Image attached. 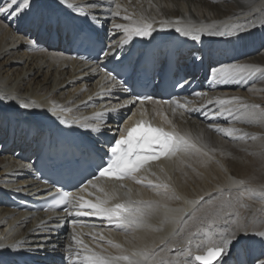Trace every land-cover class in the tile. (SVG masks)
Listing matches in <instances>:
<instances>
[{"label": "bare ground", "instance_id": "bare-ground-1", "mask_svg": "<svg viewBox=\"0 0 264 264\" xmlns=\"http://www.w3.org/2000/svg\"><path fill=\"white\" fill-rule=\"evenodd\" d=\"M73 2L79 3V0ZM115 3L121 6L118 9L120 17L107 23L106 29L111 28L113 23H130L121 18L124 16H131L133 21L144 18L157 24L160 20L180 19L183 23L214 22L218 26L246 24V21L250 20L257 28L247 40L229 42L227 38H205L203 47L209 53L211 62L209 71L211 67L221 63L251 64L264 68V27L260 26L264 24V0H115ZM103 7H112L113 11H117L111 0ZM37 8L59 11L55 0H37ZM25 31L26 26L20 25L18 28L16 22L0 15V93L16 94L18 98L26 102H35L43 108L51 107L53 104L58 110L71 108L72 111L67 113L70 119L91 118L94 113L129 100L121 89L111 88L110 83L104 79V72L99 69L94 72L92 65L78 63L66 53V40L58 39L57 46L54 39L45 40L40 45L32 47L28 45ZM111 35L102 31L100 37L105 43H109ZM120 35L122 33H117L115 38L119 39ZM176 35L172 33L170 39ZM191 47L192 44L188 42L187 48L178 53L179 65L185 63L184 55ZM209 71L207 76L205 72L200 76V79L206 81L205 86L199 90L204 95H184L176 100L181 104L187 103L188 109H196L207 104L210 99L237 97L244 103L259 105L264 109V77L250 78L247 82L213 84L208 78ZM174 107V104L152 100L142 106L131 103L121 108L118 113L108 112L105 120L112 131L108 132L103 140L109 141L112 137L117 139L125 128L140 119L151 121L155 119L159 124L171 128L172 125L166 122L165 117L181 134L190 133L192 137L202 135L208 148L215 149L214 152H210L213 159L207 164L187 156L183 157L185 163H181L180 157L177 156L152 163L137 174L138 177L152 180L154 183H170L178 199L165 200L156 189L147 186L146 182L141 184L130 178L121 184L126 187L114 186L110 181H103L94 183L97 187L88 185L85 190L78 191L74 196L95 201L97 196H104L100 188L109 193L115 188L116 196L109 204L122 202L130 196L133 200L167 203L171 209H185L191 207L188 202L211 193L215 203L230 200L231 206L228 207L226 204L225 210L238 212L241 216L247 217L249 223H255L259 227L264 223V198L261 196V193H264V154H261V146L264 145V124L225 120L224 117L210 120L203 109L190 112L176 108L173 112ZM43 116L45 114L35 117L34 121L38 123H33L32 126L21 125L16 129L14 136L10 134L6 139H0V243L12 244L23 240L31 243L41 238V230L46 231V225L57 222L56 217L62 218L61 223L71 219L66 213L50 211L27 213L13 210L6 205L10 198L30 200L47 193L45 189H50L48 185L31 176L37 174L33 161L38 153L37 144L41 142L35 134V128L40 125L45 128L44 120H41ZM209 123L221 128L241 129L255 135L257 139L234 140L221 132L209 129ZM239 134L242 133L237 135ZM20 150L29 156L27 161H21L16 157ZM30 152L33 154L29 155ZM29 164L32 167H26ZM239 180H244L255 193L252 196L246 194L243 199L237 200L238 192L234 181ZM218 192L220 194L216 195ZM182 215L183 212L180 211L172 212L165 220L161 211L152 218L151 229L135 233L112 227L102 218L78 217L75 226L65 223L57 239L61 253L67 257V264H87L82 259L83 256L90 254L85 251V246L96 252L118 255L121 250L116 248L115 244H120L128 250L145 245L162 247L158 258L174 259V249L172 251L169 249H172L173 245L182 246L187 233L194 232L195 226L199 223V219L191 220L184 232L176 234L178 228L184 227L179 223V217ZM200 215V212L196 213L197 218ZM223 227L221 224V228ZM156 228L161 230L156 231ZM74 234H79L83 245H76L72 241ZM101 234L104 239H100ZM204 238V233L199 234L198 239ZM109 240L113 243L109 244ZM162 241H168L167 247L162 245ZM196 242L197 238H194L193 251H196ZM68 244L72 245L70 252L65 251V245ZM34 264H43V258L37 257ZM58 264L64 262L58 258Z\"/></svg>", "mask_w": 264, "mask_h": 264}, {"label": "snow or ice", "instance_id": "snow-or-ice-1", "mask_svg": "<svg viewBox=\"0 0 264 264\" xmlns=\"http://www.w3.org/2000/svg\"><path fill=\"white\" fill-rule=\"evenodd\" d=\"M55 3L59 11L38 9L37 0H0V15L16 22L18 28L20 25L26 26L25 36L28 45L32 47L52 39L67 40L71 45L99 43L101 46L96 54L97 60L113 63L111 70L105 67L104 79L110 83L111 88H119L129 95L134 91V86L129 81L134 79L136 73L155 74L157 64H162L161 71L171 70L169 61L176 55V51L165 50L163 46L169 42L171 33L177 34L175 39L181 42V47L184 43L192 44L184 55L186 61L184 74L178 76L173 85L184 89L195 79L194 72L189 69L203 64L208 59L209 54L203 47L205 38L219 37L227 38L229 42H239L251 38L253 30L257 28V25L250 20L246 21V24L218 26L214 22L183 23L180 19L160 20L157 24L144 18L133 21L131 16H124L121 18L130 23H113L111 28L106 29L107 23L120 17L118 9L121 6L116 4L115 0H111V3L117 11H113L112 7H103L108 0H79V3L73 0H55ZM260 26L264 27V24ZM102 31L112 34L109 36V43L101 39ZM117 33H122L119 39L115 38ZM157 39L163 43L154 46L151 51L135 52L137 40L148 46ZM129 68L133 75H126ZM93 71L95 72L96 68H93ZM258 77H264V68L251 64L221 63L210 68L208 78L213 84H227L232 81L247 82L250 78ZM193 95L201 96L204 93L194 91ZM152 99V96L135 97V100L140 102ZM131 103L133 100H125L123 103L113 105L110 109L94 113L91 118L70 119L67 113L72 111L71 108L65 107L58 110L55 104L43 108L35 102H26L18 98L16 94L3 92L0 93V139H6L10 134L14 136L16 129L23 124L32 126L33 123H38L34 121V118L45 114L49 122V131L54 132V137L45 136L43 125L35 128L36 136L41 142L47 140L49 150L56 151L58 155L63 153L66 156L72 148L79 149L82 154L86 153L89 158L98 155L99 163L93 162L94 168L91 173L93 179L111 178L123 181L125 178H130L137 183L146 182L147 186L156 189L165 200L178 199L170 183H154L152 180L138 177L137 174L149 162L160 160L162 157L179 156L180 162L185 163L183 157L187 156L207 164L213 159L210 152H214L215 149L208 148L202 135L192 137L190 133L181 134L176 130L175 125L167 120V117H165L166 122L172 125L170 129L155 126L150 121L141 119L133 126L125 128L114 142L108 144L103 138L112 129L107 126L105 116L108 112L118 113L121 108ZM166 103L175 105L173 112L176 108H183L190 112L203 109L210 120L224 117L225 120L264 124V109H261L259 105L244 103L237 97L210 99L207 104L196 109H188L187 103L181 104L176 99L170 98ZM208 127L238 141L257 139L255 135H250L241 129L221 128L212 123H209ZM238 133L242 134L237 135ZM70 136L85 137L88 143L70 140ZM261 154H264V145L261 146ZM26 167L30 168L32 165L29 164ZM93 179L82 182L79 185L81 190H85L88 185L97 187ZM47 183L49 181L45 180V184ZM57 184L59 181L53 182L54 194L51 189H45V191L49 192L51 206L61 208L71 219L61 223L62 218L56 217L57 222L46 225L47 230H41V238L31 243L27 240L12 244L0 243V264H34L37 257L43 258V264H58V258L59 261L67 264V257L61 253L57 239L65 223L75 226L78 217H97L106 220L112 227L135 233L139 230L151 229L152 218L161 211L165 220L172 212H183V215L179 217V223L184 227L178 228L176 234L184 232L189 221L199 219L195 231L187 233L184 244L180 247L173 245V248L169 249V251L174 249V259L158 258V253L163 250L162 247L145 245L128 250L120 244L114 245L121 250L118 255L96 252L85 246V251L90 254L83 256L82 259L87 264H264V223L257 227L255 223H249L248 218L241 216L238 212L232 213L225 210L226 204L228 207L231 206L230 200L217 204L214 202L213 195L208 193L197 200L188 202L191 207L185 209H171L167 203L133 200L130 196L122 202L109 204V201L116 196L115 188L110 193L100 188L104 196H97L93 201L82 196H74L72 191L66 190V186L57 187ZM234 184L237 186V200L243 199L246 194L252 196L255 193V190L244 180L234 181ZM121 187L126 186L121 185ZM219 194V192L216 193V195ZM261 196L264 198V193H261ZM197 212L201 213L199 218L196 216ZM221 224L224 225L223 228ZM201 233L205 234L204 239H198ZM194 238H197L196 251H193ZM71 239L76 245L84 244L79 234H74ZM100 239H104L102 234ZM108 243L113 242L109 240ZM167 244L168 241H162L164 247H167ZM71 249V244L65 245V251L70 252ZM79 255L78 251L77 256Z\"/></svg>", "mask_w": 264, "mask_h": 264}]
</instances>
